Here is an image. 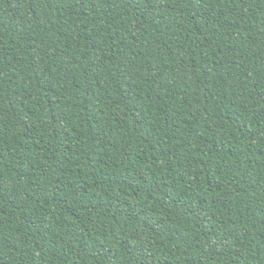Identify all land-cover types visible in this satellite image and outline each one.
Masks as SVG:
<instances>
[{"label": "trees", "instance_id": "trees-1", "mask_svg": "<svg viewBox=\"0 0 264 264\" xmlns=\"http://www.w3.org/2000/svg\"><path fill=\"white\" fill-rule=\"evenodd\" d=\"M0 264H264V0H0Z\"/></svg>", "mask_w": 264, "mask_h": 264}]
</instances>
